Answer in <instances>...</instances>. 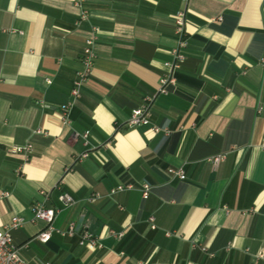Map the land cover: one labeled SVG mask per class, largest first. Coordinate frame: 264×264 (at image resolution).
<instances>
[{
  "label": "crops",
  "instance_id": "1",
  "mask_svg": "<svg viewBox=\"0 0 264 264\" xmlns=\"http://www.w3.org/2000/svg\"><path fill=\"white\" fill-rule=\"evenodd\" d=\"M182 4L0 0V230L26 220L11 235L29 264H264V0H190L173 71ZM90 39L93 71L66 125ZM172 71L176 85L160 94ZM152 97L151 126L130 128ZM85 132L90 146L74 139ZM44 191L61 209L55 228L84 223L103 249L58 234L38 241L46 224L31 220ZM62 193L76 203L64 208Z\"/></svg>",
  "mask_w": 264,
  "mask_h": 264
},
{
  "label": "built area",
  "instance_id": "2",
  "mask_svg": "<svg viewBox=\"0 0 264 264\" xmlns=\"http://www.w3.org/2000/svg\"><path fill=\"white\" fill-rule=\"evenodd\" d=\"M87 0H75V4L79 7L83 6L84 3ZM182 5L184 7L178 11L175 15V26H176V35L178 37V47L174 51L175 55V63L173 65V71L174 69L179 67V64L181 60L183 59V55L181 54V50L186 48L188 46V36L186 32V24H187V9L188 5L190 3V0H182ZM86 12L84 11V15L82 18H85ZM94 44L95 39H90L87 41L84 54H83V70L79 71L77 73L76 79L74 81V86L71 92V101L63 107V118L62 122L64 124L70 123V113L75 105V102L81 97L82 95V88L85 85V83L90 78L93 66H94V60H95V53H94ZM264 64V59L262 61ZM173 71L163 77L161 80V86L159 93L160 94H167L169 93L170 89L176 85V78L174 76ZM154 97L145 99L144 103L139 106L138 108L134 109L132 112V115L130 119L128 120L127 125L130 128L133 127H142V126H151V109H152V103L154 101ZM264 110V107L261 106L258 109L259 113H262ZM152 130L156 133L161 132L162 130L168 132V129H162L161 127L153 126ZM90 133L85 132L83 134L76 133L74 135V139L76 140H82L85 145L90 146L89 142ZM95 147L91 146V148L84 152L80 157H78V160H82L87 158L90 155V151L94 150ZM26 151L28 154L32 151V146L28 145L26 147H15L13 149V152H22ZM225 156H218L215 157L212 161L215 165L219 164ZM168 174L177 177L181 180L186 179L185 172L182 169H169ZM136 187L132 184L128 185H119L117 188L110 191V195H115L119 192L133 190ZM140 191L142 192V196L145 200H147L152 192V186L149 184H144L140 187ZM41 196L43 197L41 201L37 202L33 206V216H32V222H44L46 224L45 228L38 233L36 236V239L42 243H48L53 235L58 234L63 237H78L80 245L86 246L93 250H101L103 249V245L100 242V238L93 233L89 227H87L84 223H71L69 227L65 230H59L54 227V222L60 213L61 209H53L49 207L47 204L49 203L51 199V192L50 191H44L41 192ZM60 202L63 204L64 208L70 207L76 203V200L68 193H62L59 196ZM151 228L155 229L156 226L153 224L154 219L150 218ZM26 220L23 217H14L11 222L5 226L2 230H0V264H29L28 261L23 257L21 253V247H18L15 245L13 241V237L11 235V231L14 229H18L22 227L25 224ZM111 234L118 238L122 239L125 236V233H116L114 231L111 232ZM170 235L169 233H167ZM192 245L194 247L198 246V241L193 240ZM203 250H205L203 248ZM40 264H52L51 262H42Z\"/></svg>",
  "mask_w": 264,
  "mask_h": 264
}]
</instances>
